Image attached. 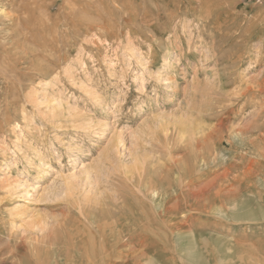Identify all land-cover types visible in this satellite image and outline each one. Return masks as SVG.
Returning <instances> with one entry per match:
<instances>
[{
  "label": "rangeland",
  "instance_id": "obj_1",
  "mask_svg": "<svg viewBox=\"0 0 264 264\" xmlns=\"http://www.w3.org/2000/svg\"><path fill=\"white\" fill-rule=\"evenodd\" d=\"M98 261L264 264V0H0V264Z\"/></svg>",
  "mask_w": 264,
  "mask_h": 264
},
{
  "label": "bare ground",
  "instance_id": "obj_2",
  "mask_svg": "<svg viewBox=\"0 0 264 264\" xmlns=\"http://www.w3.org/2000/svg\"><path fill=\"white\" fill-rule=\"evenodd\" d=\"M247 88V87H246ZM246 90V89H245ZM243 91V90H242ZM244 92V91H243ZM242 92V93H243ZM189 124H191V128H185V127H182V128H180V130H181V132H182V136H192V132L194 131V129L196 128H192V123H189ZM218 125V124H217ZM216 125V126H217ZM219 126H220V124H219ZM218 126V127H219ZM228 126V125H227ZM255 126V125H254ZM253 128V127H252ZM197 129H200V127H197ZM197 129L195 130V131H197ZM217 129V128H216ZM254 129H255V127H254ZM210 130V129H209ZM208 130V131H209ZM215 130V129H214ZM218 130V129H217ZM199 131H201V130H199ZM198 131V132H199ZM211 131V130H210ZM238 131H240V130H238ZM219 132V131H218ZM227 132V131H226ZM202 133V132H201ZM220 133V132H219ZM238 133H240V134H242L241 132H238ZM245 133V132H244ZM213 134V133H212ZM223 134V133H222ZM246 134V133H245ZM216 135V134H215ZM220 135V134H219ZM213 137H215V136H213ZM217 138V137H216ZM219 138V137H218ZM223 138V137H222ZM222 140V139H221ZM199 141V140H198ZM211 141V140H210ZM194 142H196V141H194ZM214 142V141H213ZM212 142V143H213ZM118 144H121V142H118ZM169 144V143H168ZM167 145V144H166ZM209 146V145H208ZM211 146V145H210ZM170 147V146H169ZM201 147V146H200ZM214 147V146H213ZM207 149V148H206ZM168 150V149H167ZM170 150V149H169ZM202 151L204 150V149H201ZM186 151V150H185ZM201 155H203V153L201 152ZM191 156V155H190ZM203 157V156H202ZM196 159V158H195ZM204 159V158H203ZM182 160V159H181ZM184 160V159H183ZM160 161V160H159ZM173 161V160H172ZM212 161V160H211ZM16 162V161H15ZM174 162V161H173ZM186 162H187V160H186ZM194 162V161H193ZM193 162H191V163H193ZM162 164V163H161ZM183 164V163H182ZM10 165V167H13L14 166V161H11V163L9 164ZM169 165H171V164H169ZM176 165V164H175ZM156 166H159V165H157L156 164ZM42 167V166H41ZM41 167H39L38 168V173L39 174H41L42 172H43V170H42V168ZM167 167V166H166ZM165 167V168H166ZM8 169H11V168H8ZM168 169L169 168H167V171H168ZM156 170H158V169H156ZM163 170H165V169H163ZM208 170V169H207ZM166 171V172H167ZM145 172V171H144ZM19 173L21 174V175H23V174H25L26 173V169H22V170H20L19 171ZM146 173V172H145ZM162 173V172H161ZM38 175V174H37ZM139 175V174H138ZM144 175V174H143ZM23 176H25V175H23ZM166 176V175H165ZM169 176V175H168ZM224 176V175H223ZM164 177V176H163ZM38 178H39V176H38ZM142 179V178H141ZM18 180H19V178H18ZM144 180V179H143ZM167 180V179H166ZM148 181V180H147ZM150 181H151V179H150ZM154 184V183H153ZM150 186V185H149ZM203 187V186H202ZM153 189V188H152ZM171 189V188H170ZM72 190V184H69V183H67L66 184V186H65V192L66 193H69V191H71ZM154 191V190H153ZM164 191V190H163ZM72 194V193H71ZM153 194H155V193H153ZM194 195V194H193ZM178 197V196H177ZM180 198V197H179ZM181 199V198H180ZM177 200V199H176ZM175 200V201H176ZM172 201V200H171ZM183 201V200H182ZM173 202V201H172ZM207 202V201H206ZM176 203V202H175ZM176 205H177V203H176ZM145 206V205H144ZM140 208H141V206H140ZM141 210V209H140ZM149 210V209H148ZM81 212V211H80ZM144 212V211H143ZM84 215V214H83ZM135 215V214H134ZM144 215H146L145 214V212H144ZM151 215V214H150ZM102 216V215H101ZM106 216V215H105ZM88 218V217H87ZM92 217H90V219H91ZM97 218V217H96ZM96 218H94V219H96ZM101 218V217H100ZM103 218V217H102ZM105 218V217H104ZM93 219V218H92ZM141 219V218H140ZM160 219V218H159ZM190 219V218H189ZM97 220V219H96ZM99 220V219H98ZM94 221V220H93ZM92 221V222H93ZM147 221V220H146ZM95 222V221H94ZM116 222H117V218H113L112 219V221L111 222H108V223H106V222H103V223H100L99 222V224H96V229H97V232H98V234H99V236L101 235V237L105 234L104 232L106 231V230H112L113 229V227H114V225L116 224ZM182 224V223H181ZM116 230V229H115ZM107 233V232H106ZM134 233V232H133ZM89 234H90V231H89ZM93 236V235H92ZM89 237V236H88ZM81 238V237H80ZM87 238V237H86ZM91 238H93V237H91ZM42 240L40 241L43 245H45V249H46V247L48 248H50V247H55V243H51L50 241H47V240H44L45 238H41ZM94 239V238H93ZM126 239V238H125ZM88 240H89V238H88ZM91 240V239H90ZM116 240V239H115ZM150 240V239H149ZM48 243H47V242ZM84 241V240H83ZM86 241V240H85ZM93 242H94V240H92ZM109 241V240H108ZM130 241V240H129ZM89 243L91 242V241H88ZM88 242H86V243H88ZM148 242V241H147ZM71 243V242H70ZM99 243V242H98ZM80 244V243H79ZM103 244V243H102ZM142 244V243H141ZM67 245H68V243H67ZM86 245V244H85ZM91 245H93V244H91ZM90 245V246H91ZM99 246V245H98ZM105 246V245H104ZM122 246V245H121ZM43 247V246H42ZM42 247H37L36 249H35V252L36 253H39V251L42 249ZM56 247H58V245H56ZM139 247V246H138ZM147 247V246H146ZM60 248V247H59ZM84 248V247H83ZM86 248V247H85ZM84 248V249H85ZM103 248V247H102ZM108 248V247H107ZM88 249H89V246H88ZM87 249V250H88ZM92 249H93V247H92ZM112 249V248H111ZM143 249V248H142ZM130 250H132V248L130 249ZM49 252H50V250H49ZM73 252V251H72ZM74 252H76V250L74 251ZM86 252V251H85ZM90 252V251H89ZM111 252V251H110ZM118 252V251H117ZM95 252H93V254H94ZM108 253H109V251H108ZM131 253V252H130ZM44 254H45V252H44ZM47 254V253H46ZM60 254V253H59ZM74 254V253H73ZM90 254H91V252H90ZM92 254V255H93ZM99 254H100V252H99ZM98 254V255H99ZM112 254V253H111ZM116 254V253H115ZM61 255V254H60ZM67 255V254H66ZM95 255V254H94ZM93 255V256H94ZM102 255V254H101ZM105 255V254H104ZM86 256V255H85ZM109 256V255H108ZM114 256V255H113ZM48 257V256H47ZM63 257V256H62ZM87 257V256H86ZM90 257H92L91 255H90ZM133 257V256H132ZM84 258V257H83ZM98 258V257H97ZM105 258V257H104ZM109 258V257H108ZM123 258V257H122ZM89 259V258H88ZM93 259V258H92ZM99 260H101V259H99ZM104 261L106 260V259H103ZM111 260V259H110ZM129 260V259H128ZM63 261V260H62ZM85 261V260H84ZM97 261V260H96ZM109 261V260H108ZM94 262V261H93ZM120 262V261H119ZM95 263V262H94ZM98 263H99V261H98ZM108 263V262H107ZM112 264H113V262H111ZM52 264V263H51ZM99 264H101V263H99ZM110 264V263H109ZM119 264V263H118Z\"/></svg>",
  "mask_w": 264,
  "mask_h": 264
}]
</instances>
